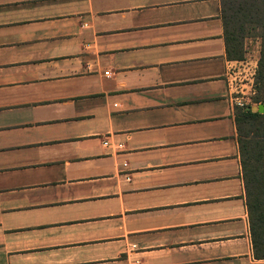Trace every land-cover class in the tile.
Returning <instances> with one entry per match:
<instances>
[{
  "label": "crops",
  "instance_id": "0c3cea01",
  "mask_svg": "<svg viewBox=\"0 0 264 264\" xmlns=\"http://www.w3.org/2000/svg\"><path fill=\"white\" fill-rule=\"evenodd\" d=\"M222 0H0V264H264Z\"/></svg>",
  "mask_w": 264,
  "mask_h": 264
},
{
  "label": "trees",
  "instance_id": "16d2710c",
  "mask_svg": "<svg viewBox=\"0 0 264 264\" xmlns=\"http://www.w3.org/2000/svg\"><path fill=\"white\" fill-rule=\"evenodd\" d=\"M222 20L226 52L229 60H243L244 40L249 36L246 26L255 25L263 42L257 84L264 90V0H239L230 4L222 0ZM239 21L240 27L232 30ZM238 24V25H239ZM236 107L239 148L247 193V208L254 255L264 259V113ZM246 125V128H245ZM253 134L251 137L249 135Z\"/></svg>",
  "mask_w": 264,
  "mask_h": 264
},
{
  "label": "rangeland",
  "instance_id": "374dc122",
  "mask_svg": "<svg viewBox=\"0 0 264 264\" xmlns=\"http://www.w3.org/2000/svg\"><path fill=\"white\" fill-rule=\"evenodd\" d=\"M230 4L236 3L239 0H227ZM239 21H236V25H232V30H236L240 27ZM255 26V25H254ZM253 25L246 26V31L248 32L249 36L244 40V54L245 59L243 60H231L232 64H237V66H241L240 68L246 69L247 73H251L255 71L254 75V87L251 89H246L248 92L247 95L244 93H240L242 98H240L241 102L244 104L242 106H237L238 108L242 110H252L253 112H260L259 108L260 106L264 107V90L262 91V87L257 84V74L260 71L259 68V61L261 59V52L263 47L262 38L260 36L261 31L254 27ZM235 61L237 63H235ZM242 62V63H240ZM249 65L244 66V65ZM250 91V92H249ZM250 93V94H249ZM242 110H239L242 112ZM264 113V108L263 112ZM246 128V125H245ZM253 134L249 135L251 137Z\"/></svg>",
  "mask_w": 264,
  "mask_h": 264
},
{
  "label": "built area",
  "instance_id": "2783aa9c",
  "mask_svg": "<svg viewBox=\"0 0 264 264\" xmlns=\"http://www.w3.org/2000/svg\"><path fill=\"white\" fill-rule=\"evenodd\" d=\"M235 63H237L235 61ZM242 63V62H240ZM249 66V65H244ZM241 67V66H240ZM237 64H232V66L228 70V85L232 90V96L234 97V102L236 106L244 105L240 98L242 96L240 93H244L247 95L246 89H251L254 87V75L255 71L251 72L250 74L246 72V69L240 68ZM250 92V91H249ZM250 94V93H249Z\"/></svg>",
  "mask_w": 264,
  "mask_h": 264
},
{
  "label": "water",
  "instance_id": "95a60500",
  "mask_svg": "<svg viewBox=\"0 0 264 264\" xmlns=\"http://www.w3.org/2000/svg\"><path fill=\"white\" fill-rule=\"evenodd\" d=\"M263 108H264L263 106H260L259 111L263 112Z\"/></svg>",
  "mask_w": 264,
  "mask_h": 264
}]
</instances>
